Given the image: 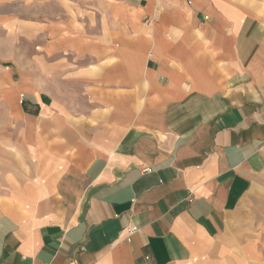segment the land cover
Returning a JSON list of instances; mask_svg holds the SVG:
<instances>
[{
  "label": "crops",
  "instance_id": "0c3cea01",
  "mask_svg": "<svg viewBox=\"0 0 264 264\" xmlns=\"http://www.w3.org/2000/svg\"><path fill=\"white\" fill-rule=\"evenodd\" d=\"M103 3L120 29L74 48L109 55L78 106L16 105L0 264H216L264 175V0Z\"/></svg>",
  "mask_w": 264,
  "mask_h": 264
},
{
  "label": "rangeland",
  "instance_id": "374dc122",
  "mask_svg": "<svg viewBox=\"0 0 264 264\" xmlns=\"http://www.w3.org/2000/svg\"><path fill=\"white\" fill-rule=\"evenodd\" d=\"M105 10L103 0H0V174L21 158L15 141L25 120L15 112L23 92L45 91L64 104L65 95L72 100L86 95L87 84L94 83L89 76L103 72L89 73L88 64H103L108 54H76L74 48L115 45L105 30L120 28L110 26ZM77 101L69 105L78 106ZM5 187L0 183L1 191ZM219 245L222 255L216 264H264V175Z\"/></svg>",
  "mask_w": 264,
  "mask_h": 264
},
{
  "label": "built area",
  "instance_id": "2783aa9c",
  "mask_svg": "<svg viewBox=\"0 0 264 264\" xmlns=\"http://www.w3.org/2000/svg\"><path fill=\"white\" fill-rule=\"evenodd\" d=\"M144 171H149V168H144ZM134 230V228H131V232Z\"/></svg>",
  "mask_w": 264,
  "mask_h": 264
}]
</instances>
